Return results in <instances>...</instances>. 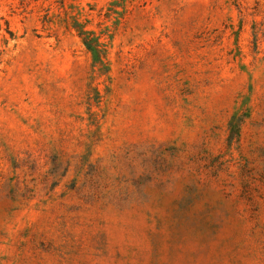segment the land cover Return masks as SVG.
<instances>
[{"label":"rangeland","instance_id":"1","mask_svg":"<svg viewBox=\"0 0 264 264\" xmlns=\"http://www.w3.org/2000/svg\"><path fill=\"white\" fill-rule=\"evenodd\" d=\"M0 26V264H264V0H0Z\"/></svg>","mask_w":264,"mask_h":264},{"label":"trees","instance_id":"2","mask_svg":"<svg viewBox=\"0 0 264 264\" xmlns=\"http://www.w3.org/2000/svg\"><path fill=\"white\" fill-rule=\"evenodd\" d=\"M4 24H5V30L8 31V26L6 21L4 22ZM79 35L86 49L92 53L93 58L96 61L101 62L102 50L100 48V43L97 41L96 37L84 36V34L81 32Z\"/></svg>","mask_w":264,"mask_h":264}]
</instances>
